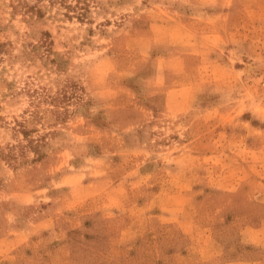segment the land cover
<instances>
[{
  "label": "rangeland",
  "instance_id": "1",
  "mask_svg": "<svg viewBox=\"0 0 264 264\" xmlns=\"http://www.w3.org/2000/svg\"><path fill=\"white\" fill-rule=\"evenodd\" d=\"M0 264H264V0H0Z\"/></svg>",
  "mask_w": 264,
  "mask_h": 264
},
{
  "label": "trees",
  "instance_id": "2",
  "mask_svg": "<svg viewBox=\"0 0 264 264\" xmlns=\"http://www.w3.org/2000/svg\"><path fill=\"white\" fill-rule=\"evenodd\" d=\"M62 97H59L58 95L56 96H48V97H46L45 98V100L47 99V102L48 103H53V107L54 108H59L61 105V103H63V97H64V94L63 95H61ZM50 109V108H49ZM50 111V110H49ZM24 133V135H25V131L23 132ZM29 142L31 143V145H32V140H29ZM10 159V158H9Z\"/></svg>",
  "mask_w": 264,
  "mask_h": 264
}]
</instances>
